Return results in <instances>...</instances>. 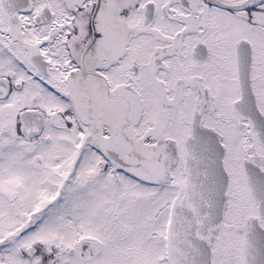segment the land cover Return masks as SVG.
<instances>
[{"label":"snow or ice","instance_id":"1","mask_svg":"<svg viewBox=\"0 0 264 264\" xmlns=\"http://www.w3.org/2000/svg\"><path fill=\"white\" fill-rule=\"evenodd\" d=\"M0 264H264V0H0Z\"/></svg>","mask_w":264,"mask_h":264}]
</instances>
